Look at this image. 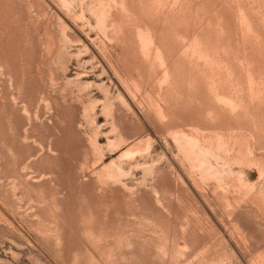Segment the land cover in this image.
Segmentation results:
<instances>
[{"label": "rangeland", "instance_id": "rangeland-1", "mask_svg": "<svg viewBox=\"0 0 264 264\" xmlns=\"http://www.w3.org/2000/svg\"><path fill=\"white\" fill-rule=\"evenodd\" d=\"M0 264H264V0H0Z\"/></svg>", "mask_w": 264, "mask_h": 264}, {"label": "bare ground", "instance_id": "bare-ground-1", "mask_svg": "<svg viewBox=\"0 0 264 264\" xmlns=\"http://www.w3.org/2000/svg\"><path fill=\"white\" fill-rule=\"evenodd\" d=\"M92 75H93V74H92ZM80 76H81V75H80ZM78 77H79V76H78ZM77 79H78V78H77ZM96 102H97V101H96ZM96 102H95V103H96ZM99 102H100V101H99ZM100 103H101V102H100ZM101 104H102V103H101ZM107 142H108V141H107ZM111 142H112V141H111ZM108 146H109V145H108ZM112 147H113V146H112ZM130 155H131V153H129V152H125V153H122V154L120 155V157H118V158H122V157L125 158V157H126V159H127V158H130V157H129ZM123 158H122V159H123ZM118 161H119V160H117L116 162H118ZM121 161H122V160H121ZM112 163H113V162H112ZM112 163H111V164H112ZM114 163H115V162H114ZM116 164H117V163H116ZM118 165H120V164H118ZM111 167H114L113 164H112ZM115 168H116V167H115ZM118 168H120V167L118 166ZM118 168H117L116 171L119 170V172H117V173H120L121 171H120V169H118Z\"/></svg>", "mask_w": 264, "mask_h": 264}]
</instances>
